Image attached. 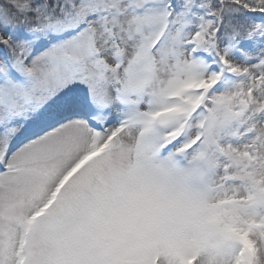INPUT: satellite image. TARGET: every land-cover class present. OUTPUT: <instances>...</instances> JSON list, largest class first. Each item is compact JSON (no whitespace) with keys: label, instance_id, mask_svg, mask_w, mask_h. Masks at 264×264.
Instances as JSON below:
<instances>
[{"label":"snow or ice","instance_id":"1","mask_svg":"<svg viewBox=\"0 0 264 264\" xmlns=\"http://www.w3.org/2000/svg\"><path fill=\"white\" fill-rule=\"evenodd\" d=\"M0 264H264V0H0Z\"/></svg>","mask_w":264,"mask_h":264}]
</instances>
